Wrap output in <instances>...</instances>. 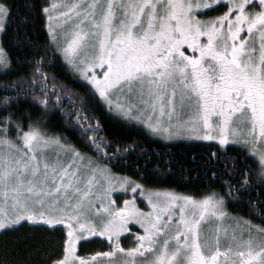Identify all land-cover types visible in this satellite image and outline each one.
Segmentation results:
<instances>
[{
    "label": "snow or ice",
    "instance_id": "1",
    "mask_svg": "<svg viewBox=\"0 0 264 264\" xmlns=\"http://www.w3.org/2000/svg\"><path fill=\"white\" fill-rule=\"evenodd\" d=\"M41 11L50 42L35 61L37 114L0 115V264H264V227L246 221V235L234 231L230 239L219 227L205 230L227 216L215 189L197 198L117 176L100 161L119 160L121 150L107 152L113 141L98 122L82 129L95 133L86 146L98 158L62 144L44 113L78 93L53 100L66 86L52 77L49 89L40 71L62 57V67L110 112L165 139L218 141L210 158L235 145L244 159L258 160V170L235 168L242 177L236 191L245 193L254 182L264 186V0H68ZM14 22L12 5L0 0V32ZM9 67L0 46V68ZM72 111L77 121L89 119ZM53 147L65 159H51ZM117 189L130 198L119 202ZM24 227L39 231L9 236ZM122 233L134 236L133 246L121 244ZM100 238L107 250L87 251Z\"/></svg>",
    "mask_w": 264,
    "mask_h": 264
},
{
    "label": "trees",
    "instance_id": "2",
    "mask_svg": "<svg viewBox=\"0 0 264 264\" xmlns=\"http://www.w3.org/2000/svg\"><path fill=\"white\" fill-rule=\"evenodd\" d=\"M8 2L12 5L15 22L7 29L6 34L1 33V44L9 54L10 67L7 70L0 69V115L11 112L36 115L37 106L34 98L42 97L40 85L34 84L41 79L34 75L37 67L35 61L44 54V46L50 42L47 18L41 8L46 2L50 3V0ZM54 59L49 50L47 63ZM62 64L61 57L51 67L40 69L49 77V89L53 83L52 77L56 78L57 84L66 86L65 89L57 88L52 96L53 100L57 95L78 93L63 99L59 107L49 104L51 111L44 113V117L48 121L46 127L51 134L62 136V140L96 159L99 154L86 146L88 137L95 133L89 132L85 136L82 129L87 125L95 126L98 122L103 129L100 135L106 140L113 141L112 148L107 149V152L111 155L117 148L121 150L119 160L100 161L108 164L113 172L130 176L147 188L171 189L197 198L206 194L209 189H215L224 196L225 208L232 215L250 222L252 226L264 227V206L260 203L264 201L262 194L264 186L254 182L248 192L236 191L239 187L237 181L242 177L235 168L244 171L258 170V160L244 159V154L239 153L235 145L220 147L219 154L210 158L209 154L217 151L218 141L196 138L169 141L156 136L142 124L110 112L97 101L96 96L92 95L87 82L73 76L69 70L62 67ZM5 85L8 87L5 88ZM4 97L10 98L8 101L10 106L4 104ZM73 107L89 119L77 121L76 111H72ZM114 164L117 166L113 167ZM229 182L232 186L230 195L227 194ZM33 231L39 230L24 227L9 236ZM85 247L87 250H94L100 245L95 240Z\"/></svg>",
    "mask_w": 264,
    "mask_h": 264
},
{
    "label": "rangeland",
    "instance_id": "3",
    "mask_svg": "<svg viewBox=\"0 0 264 264\" xmlns=\"http://www.w3.org/2000/svg\"><path fill=\"white\" fill-rule=\"evenodd\" d=\"M66 2H68V0H50V3H66ZM1 33H2V32H0V46H2V44H1ZM0 69H2V68H0ZM187 111H188V110H186V113H187ZM135 115H137V113H134V114H133V116H135ZM122 117H123V116H122ZM124 118H126V117H124ZM183 118H184V119H187V115L185 114V115L183 116ZM127 119H128V118H127ZM130 120L142 124V122L137 121V120L134 119V118H133V119H130ZM142 125H143V124H142ZM143 126H144V125H143ZM145 127H146V126H145ZM156 136H159V135H156ZM159 137L165 139L163 136H159ZM187 138L189 139V138H195V137L178 136V137H173V138H171V139H165V140L173 141V140H181V139H187ZM196 139H197V138H196ZM61 143L64 144V145H68V146H72V147H74L73 145H71V144L65 142L64 140H61ZM74 148H75V147H74ZM76 149H77V148H76ZM79 151H80V150H79ZM80 152H81V151H80ZM58 153H59V158H60V159H65V154L63 153V151H61V150L58 149V148L53 147V148L49 149L48 152H47V154L49 155V157H50L51 159H53V160H55V159L57 158V154H58ZM81 153H83V152H81ZM83 154H84V153H83ZM86 155H87V154H86ZM87 156H88V155H87ZM89 157H91V156H89ZM69 158H70V157H69ZM92 158H93V157H92ZM113 173L116 174L117 176H125V175L117 174V173H115V172H113ZM141 184H142V183H141ZM142 185H143V184H142ZM144 186H145V185H144ZM145 188H147V187L145 186ZM147 189H151V190H153V191H172V192L178 193V192L173 191V190H171V189H156V188H147ZM117 191H118V192H121V194H119V195H115V194H114V198L117 199L119 202H122L124 199H128V198H130V196H131V193H130V192H129L128 194H122V190L117 189ZM179 194H180V193H179ZM183 195H186V194H183ZM137 197H138V200H137L138 205H139L140 207H142V208H145V210H147V207H146V201H144L143 203L141 202V199H142V198L139 197V193H137ZM224 210L226 211L227 216H226L223 220H221V221H213V222L210 223V224H206V225H205V230H206V231H210V230L213 229V228L219 227L222 238L224 237L225 230H227V234H228V238H229V239L231 238V235H232V233H233L234 231L237 233V235H239L241 232L245 233V235H246V233H247V231H248V227H249V225H248L247 223H245V221H244L243 219L238 218V217L232 215V214H231V213H230L225 207H224ZM137 227H139V226H137ZM133 229H134V228H133ZM135 229H137V228L135 227ZM140 230H141V229H140ZM140 230H139V231H140ZM222 242H223V239H222Z\"/></svg>",
    "mask_w": 264,
    "mask_h": 264
},
{
    "label": "flooded vegetation",
    "instance_id": "4",
    "mask_svg": "<svg viewBox=\"0 0 264 264\" xmlns=\"http://www.w3.org/2000/svg\"><path fill=\"white\" fill-rule=\"evenodd\" d=\"M215 13H208V15H214ZM137 229H132V232H136V231H139L140 228L139 227H136ZM134 239V236L133 235H130L128 233H122L121 234V244L125 247H131L133 246L132 245V240ZM103 240V242H101ZM95 241V240H93ZM96 241L99 242V245L100 247L94 249V250H87V251H106L107 250V240H104L103 238H100V239H96ZM80 255H86V252L85 251H80L79 253Z\"/></svg>",
    "mask_w": 264,
    "mask_h": 264
}]
</instances>
